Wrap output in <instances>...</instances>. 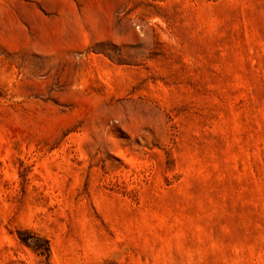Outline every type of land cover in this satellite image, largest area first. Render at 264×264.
<instances>
[{"label":"rangeland","instance_id":"1","mask_svg":"<svg viewBox=\"0 0 264 264\" xmlns=\"http://www.w3.org/2000/svg\"><path fill=\"white\" fill-rule=\"evenodd\" d=\"M0 264H264V0H0Z\"/></svg>","mask_w":264,"mask_h":264}]
</instances>
